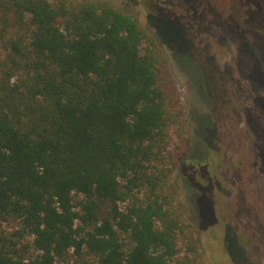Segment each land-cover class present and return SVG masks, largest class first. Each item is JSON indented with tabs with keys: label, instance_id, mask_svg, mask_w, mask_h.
Wrapping results in <instances>:
<instances>
[{
	"label": "trees",
	"instance_id": "trees-1",
	"mask_svg": "<svg viewBox=\"0 0 264 264\" xmlns=\"http://www.w3.org/2000/svg\"><path fill=\"white\" fill-rule=\"evenodd\" d=\"M150 26L107 0H0V264L195 261L154 164L176 123L160 44L184 39Z\"/></svg>",
	"mask_w": 264,
	"mask_h": 264
},
{
	"label": "rangeland",
	"instance_id": "rangeland-1",
	"mask_svg": "<svg viewBox=\"0 0 264 264\" xmlns=\"http://www.w3.org/2000/svg\"><path fill=\"white\" fill-rule=\"evenodd\" d=\"M107 1L176 48V34L184 39L174 56L160 44L176 123L154 163L169 169L170 205L187 227L177 258L193 239L192 264H264V0L240 24L238 0ZM55 264L80 263L70 254Z\"/></svg>",
	"mask_w": 264,
	"mask_h": 264
},
{
	"label": "flooded vegetation",
	"instance_id": "flooded-vegetation-1",
	"mask_svg": "<svg viewBox=\"0 0 264 264\" xmlns=\"http://www.w3.org/2000/svg\"><path fill=\"white\" fill-rule=\"evenodd\" d=\"M238 1H239V3H238L239 5H237V6H239V8L236 11V17H237V20H238L237 22H239L238 24H240V23H244L245 22V18L247 17L248 11L250 10L251 6H254L255 4L252 2V0H238ZM233 6H236L235 2L233 3ZM158 16H163V15L159 14V15H157L155 17H158ZM155 17H153V18H155ZM163 17H165V16H163ZM230 17H232V16H229V18ZM166 20H167V18H166ZM167 21L170 22V23H174L175 25H177L175 22H172L170 20H167ZM233 24L236 25V26H239V25H237L236 22L233 23ZM176 35L177 36L182 35L181 34V31H180V33H178Z\"/></svg>",
	"mask_w": 264,
	"mask_h": 264
}]
</instances>
